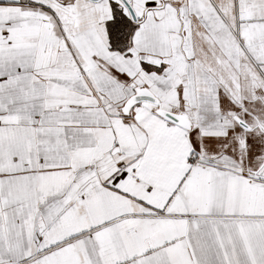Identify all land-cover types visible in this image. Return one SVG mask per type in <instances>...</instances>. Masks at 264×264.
<instances>
[{
    "label": "snow or ice",
    "instance_id": "obj_1",
    "mask_svg": "<svg viewBox=\"0 0 264 264\" xmlns=\"http://www.w3.org/2000/svg\"><path fill=\"white\" fill-rule=\"evenodd\" d=\"M0 264H264V0H0Z\"/></svg>",
    "mask_w": 264,
    "mask_h": 264
}]
</instances>
